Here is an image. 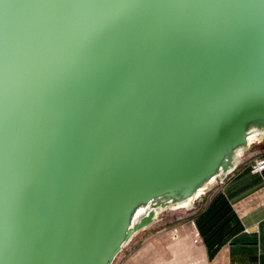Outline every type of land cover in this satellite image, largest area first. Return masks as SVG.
I'll return each mask as SVG.
<instances>
[{"label": "water", "instance_id": "water-1", "mask_svg": "<svg viewBox=\"0 0 264 264\" xmlns=\"http://www.w3.org/2000/svg\"><path fill=\"white\" fill-rule=\"evenodd\" d=\"M257 142L264 0H0V264H113Z\"/></svg>", "mask_w": 264, "mask_h": 264}, {"label": "crops", "instance_id": "crops-1", "mask_svg": "<svg viewBox=\"0 0 264 264\" xmlns=\"http://www.w3.org/2000/svg\"><path fill=\"white\" fill-rule=\"evenodd\" d=\"M259 156H264V143L257 142L251 146L236 170L221 183L206 208L194 219L200 237L199 250L211 264H264V171H251L253 162ZM218 194L223 195L237 215L241 229L229 236L210 260L196 220Z\"/></svg>", "mask_w": 264, "mask_h": 264}, {"label": "rangeland", "instance_id": "rangeland-1", "mask_svg": "<svg viewBox=\"0 0 264 264\" xmlns=\"http://www.w3.org/2000/svg\"><path fill=\"white\" fill-rule=\"evenodd\" d=\"M220 185L214 184L194 208L162 211L157 222L135 235L113 264H211L199 250L200 237L194 219Z\"/></svg>", "mask_w": 264, "mask_h": 264}, {"label": "trees", "instance_id": "trees-1", "mask_svg": "<svg viewBox=\"0 0 264 264\" xmlns=\"http://www.w3.org/2000/svg\"><path fill=\"white\" fill-rule=\"evenodd\" d=\"M196 222L207 246L210 260L215 257L227 238L241 229L237 215L222 194L213 199Z\"/></svg>", "mask_w": 264, "mask_h": 264}, {"label": "built area", "instance_id": "built-area-1", "mask_svg": "<svg viewBox=\"0 0 264 264\" xmlns=\"http://www.w3.org/2000/svg\"><path fill=\"white\" fill-rule=\"evenodd\" d=\"M253 173H262L264 171V156H259L255 159L251 166ZM225 180H220L219 183H223Z\"/></svg>", "mask_w": 264, "mask_h": 264}, {"label": "bare ground", "instance_id": "bare-ground-1", "mask_svg": "<svg viewBox=\"0 0 264 264\" xmlns=\"http://www.w3.org/2000/svg\"><path fill=\"white\" fill-rule=\"evenodd\" d=\"M205 193H206V190L201 189V190L198 192L197 196H196L194 199L189 200V201L182 202V203H180V204H177V205L173 206L172 208H173V209H178V208H187V209H188V208L191 206V204H192L196 199L202 197Z\"/></svg>", "mask_w": 264, "mask_h": 264}]
</instances>
